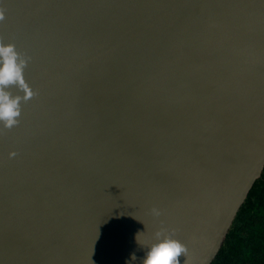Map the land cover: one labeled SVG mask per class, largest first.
<instances>
[{
    "label": "water",
    "instance_id": "water-1",
    "mask_svg": "<svg viewBox=\"0 0 264 264\" xmlns=\"http://www.w3.org/2000/svg\"><path fill=\"white\" fill-rule=\"evenodd\" d=\"M0 11L34 93L5 88L0 264H143L161 227L179 264H210L264 168V0Z\"/></svg>",
    "mask_w": 264,
    "mask_h": 264
},
{
    "label": "clouds",
    "instance_id": "clouds-1",
    "mask_svg": "<svg viewBox=\"0 0 264 264\" xmlns=\"http://www.w3.org/2000/svg\"><path fill=\"white\" fill-rule=\"evenodd\" d=\"M3 18V12L0 11V20ZM26 65L27 61L20 58L14 45L0 43V121L9 129L19 123L21 97L12 98L10 93L5 91V88L9 85L18 84L25 93V100L34 95L23 77V69ZM15 155V153H10V157ZM151 214L158 218L162 215V212L154 207L151 209ZM161 224H163L162 221ZM174 232L175 230H172L170 233L165 234L166 229L163 227L155 232L156 240L148 245L143 264H179L177 258L186 249L180 241L173 238ZM137 240L140 243L138 237ZM132 258L135 259V256Z\"/></svg>",
    "mask_w": 264,
    "mask_h": 264
},
{
    "label": "trees",
    "instance_id": "trees-1",
    "mask_svg": "<svg viewBox=\"0 0 264 264\" xmlns=\"http://www.w3.org/2000/svg\"><path fill=\"white\" fill-rule=\"evenodd\" d=\"M210 264H264V168Z\"/></svg>",
    "mask_w": 264,
    "mask_h": 264
}]
</instances>
